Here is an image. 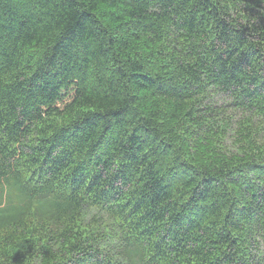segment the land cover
<instances>
[{"label": "trees", "instance_id": "trees-1", "mask_svg": "<svg viewBox=\"0 0 264 264\" xmlns=\"http://www.w3.org/2000/svg\"><path fill=\"white\" fill-rule=\"evenodd\" d=\"M0 264H264V0H0Z\"/></svg>", "mask_w": 264, "mask_h": 264}, {"label": "rangeland", "instance_id": "rangeland-1", "mask_svg": "<svg viewBox=\"0 0 264 264\" xmlns=\"http://www.w3.org/2000/svg\"><path fill=\"white\" fill-rule=\"evenodd\" d=\"M233 142H234V137H231L230 139H229V141H228V145L229 146H233ZM232 148H234V147H232Z\"/></svg>", "mask_w": 264, "mask_h": 264}]
</instances>
